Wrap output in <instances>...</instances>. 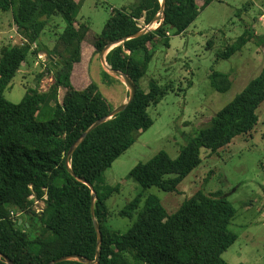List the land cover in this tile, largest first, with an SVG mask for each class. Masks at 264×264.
<instances>
[{
  "label": "trees",
  "instance_id": "trees-1",
  "mask_svg": "<svg viewBox=\"0 0 264 264\" xmlns=\"http://www.w3.org/2000/svg\"><path fill=\"white\" fill-rule=\"evenodd\" d=\"M212 1L164 0V17L157 27L133 36L150 25L161 0H134L129 10L113 8L99 33L75 18L83 0H0V12H12L23 39L0 48V264H9L7 259L12 264H49L66 255L92 263L69 259L55 264H96L97 254L98 264H229L222 254L237 240L230 228L236 210L219 191L196 192L172 214L151 194L131 227L121 233L109 226L106 205L118 185L110 187L102 180L136 135L153 125L148 107L157 105L173 87L150 80L146 91L140 88L156 44L168 48L170 37L185 31ZM49 31L52 37L44 38ZM122 39L105 60L131 78L135 97L83 138L71 155L70 171L65 158L72 144L113 109L90 74L93 56ZM250 39L244 32L220 49L217 59L230 58ZM39 53L47 60L37 83L51 73L48 89L28 87L18 103L6 99L5 90L23 63ZM103 75L110 81L106 71ZM210 78L219 91L231 87L224 73L212 72ZM60 90H64L61 100ZM263 102L264 69L214 114L176 158L159 151L136 164L128 177L144 189L176 191L200 164L199 148L212 154L236 136L248 134L258 122L257 109ZM33 196L44 201L40 213L34 209ZM138 203L135 197L120 215L131 217Z\"/></svg>",
  "mask_w": 264,
  "mask_h": 264
},
{
  "label": "rangeland",
  "instance_id": "rangeland-1",
  "mask_svg": "<svg viewBox=\"0 0 264 264\" xmlns=\"http://www.w3.org/2000/svg\"><path fill=\"white\" fill-rule=\"evenodd\" d=\"M133 1L83 0L75 18L77 22L86 23L92 33H99L113 8L129 10ZM262 13L264 0H215L201 8L185 31L170 37L168 48L161 42L156 44L153 58L140 79V88L146 91L150 80L160 86L172 83L173 87L157 105L148 107L153 125L139 132L134 143L102 176L105 185H118V190L106 200L111 228L121 233L127 231L151 194L172 214L196 192L209 195L219 191L236 210L230 228L237 234V240L222 254L223 259L229 264H264V102L257 109L258 122L248 134L236 136L212 154L199 148L200 164L182 180L176 191L166 192L157 187L144 189L128 177L136 164L146 162L159 151L176 158L180 149L197 137L214 114L260 74L264 69ZM157 25L154 23L153 28ZM244 32L251 37L250 41L230 58L217 59V52ZM52 35L49 31L44 38ZM22 40L12 12H0V48ZM135 58L140 60V54ZM37 62V58L30 56L23 63L5 90L6 99L18 103L28 87L48 89L52 74L46 73L37 83L36 77L45 71L46 61ZM104 71L110 75V81L104 77ZM212 72L226 74L231 87L227 91L215 89L211 84ZM90 74L113 108L125 96L128 98L129 89L123 77L111 71L101 54L93 56ZM63 93L64 90H60V100ZM135 197L139 199L136 211L131 217L121 216L120 212ZM41 203L35 201V209L41 208Z\"/></svg>",
  "mask_w": 264,
  "mask_h": 264
},
{
  "label": "water",
  "instance_id": "water-1",
  "mask_svg": "<svg viewBox=\"0 0 264 264\" xmlns=\"http://www.w3.org/2000/svg\"><path fill=\"white\" fill-rule=\"evenodd\" d=\"M164 17V0H161V8L159 10V12L156 14V16L154 17L153 21L150 23V26L148 28H144L142 29L140 32L134 34L133 36H138V35H141L143 33H145L147 30L149 29H152L153 28V24L162 20ZM156 28V27H155ZM124 41V39L122 40H119V41H116V42H113V43H110L108 44L104 50L100 53L101 54V59L102 61L107 64V62L105 61V54L111 49L113 48L114 46L122 43ZM111 71L114 73V74H117V75H121L124 79V82H125V85L128 87L129 89V95H128V99L127 101L119 104L118 106L114 107L112 109V111L109 113V115L107 117H104V118H101L99 120H97L95 123H93L85 132H83L80 137L72 144V146L70 147L67 155H66V158H65V163L68 167V169L71 171V167H70V164H69V161H70V158H71V155L72 153L74 152L75 148L77 147V145L83 140V138L92 130L94 129L96 126H98L100 123L106 121L107 119L111 118L112 116L116 115L117 113H119L120 111H123L127 105L134 99L135 97V94H136V86L134 84V82L131 80V78L124 74V73H121L117 70H114L112 68H110ZM86 183V182H85ZM90 188H92V185L89 184V183H86ZM92 193L94 194V191H92ZM93 202H94V196L92 198V205H91V212H92V216L94 217V206H93ZM95 228L97 230V236H98V244H100V241H101V233L99 231V226L97 223H95ZM98 257H99V254H97L96 256V260L94 263L98 264ZM69 259H77L79 261H82V262H86V263H92L91 260L89 259H85V258H82L80 256H73V255H66V256H62L54 261H51L49 264H55L56 262H60V261H64V260H69ZM7 262L9 264H12L10 260L7 259Z\"/></svg>",
  "mask_w": 264,
  "mask_h": 264
},
{
  "label": "built area",
  "instance_id": "built-area-1",
  "mask_svg": "<svg viewBox=\"0 0 264 264\" xmlns=\"http://www.w3.org/2000/svg\"><path fill=\"white\" fill-rule=\"evenodd\" d=\"M150 25H145V27L144 28H148ZM35 46V45H34ZM41 60H47L46 59V56H45V54H43V53H39L38 55H37V61L39 62V61H41ZM37 62V63H38ZM46 63V62H45ZM34 198V202L36 201V204H38L40 201L42 202L41 203V205H42V207L41 208H37V209H35V206H34V209H35V211L37 212V213H40L41 211H42V209H43V207H44V201L43 200H40V199H36L35 197H33ZM12 214H13V212H11ZM17 216H20V213H18L17 214Z\"/></svg>",
  "mask_w": 264,
  "mask_h": 264
},
{
  "label": "crops",
  "instance_id": "crops-1",
  "mask_svg": "<svg viewBox=\"0 0 264 264\" xmlns=\"http://www.w3.org/2000/svg\"><path fill=\"white\" fill-rule=\"evenodd\" d=\"M261 15H262V16H261V18L263 19V17H264V14L262 13ZM127 99H128V98H127V96H125V98H123V99H122L121 103H123V102L127 101ZM121 103H120V104H121Z\"/></svg>",
  "mask_w": 264,
  "mask_h": 264
}]
</instances>
